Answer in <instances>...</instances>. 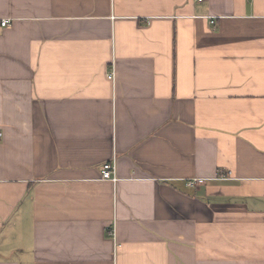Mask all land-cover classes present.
<instances>
[{
    "label": "crops",
    "instance_id": "0c3cea01",
    "mask_svg": "<svg viewBox=\"0 0 264 264\" xmlns=\"http://www.w3.org/2000/svg\"><path fill=\"white\" fill-rule=\"evenodd\" d=\"M4 18L0 264H264V0Z\"/></svg>",
    "mask_w": 264,
    "mask_h": 264
},
{
    "label": "built area",
    "instance_id": "2783aa9c",
    "mask_svg": "<svg viewBox=\"0 0 264 264\" xmlns=\"http://www.w3.org/2000/svg\"><path fill=\"white\" fill-rule=\"evenodd\" d=\"M198 1H203V0H198ZM11 23H12L11 19H7V18L0 19V27H7L11 25ZM102 179L109 180L112 182H116L118 180L117 173H116L115 159L105 162L103 164Z\"/></svg>",
    "mask_w": 264,
    "mask_h": 264
}]
</instances>
